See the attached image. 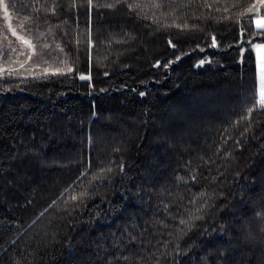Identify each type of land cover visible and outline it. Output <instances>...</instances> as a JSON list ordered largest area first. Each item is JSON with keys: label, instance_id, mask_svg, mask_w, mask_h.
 I'll return each mask as SVG.
<instances>
[{"label": "trees", "instance_id": "obj_1", "mask_svg": "<svg viewBox=\"0 0 264 264\" xmlns=\"http://www.w3.org/2000/svg\"><path fill=\"white\" fill-rule=\"evenodd\" d=\"M6 2L26 38L63 48L45 59L65 75L0 80V264H264V114L235 124L258 92L242 49L264 42L239 14L264 6L136 0L144 19L95 7L114 0ZM5 24L0 9L15 46Z\"/></svg>", "mask_w": 264, "mask_h": 264}, {"label": "snow or ice", "instance_id": "obj_2", "mask_svg": "<svg viewBox=\"0 0 264 264\" xmlns=\"http://www.w3.org/2000/svg\"><path fill=\"white\" fill-rule=\"evenodd\" d=\"M169 5L171 7H176V0H168ZM191 2V0H190ZM123 3L124 6L129 10L130 14H135L137 17H141L144 19H147V15L142 16V9L149 6L143 2H136V0H133L132 3H129V0H114V3H105V4H100L96 3L95 7L100 8V7H105L109 9H115L117 5ZM258 3L261 6H264V0H258ZM87 4L89 6V9L93 7V0H87ZM75 4H73V7ZM150 6L152 8L160 9L162 7V3L160 0H151ZM205 7H212L211 4H205ZM236 5L234 4L233 7ZM9 3L6 2V0H0V9L3 10V18L6 22L5 24V31L10 32L11 36L16 38L17 43L15 46L13 45V42L8 39L7 35L3 36V40H0V80L4 79H11L13 77L21 78L23 77L25 80L28 79L29 76H31L32 79H38L41 77H48V76H56V75H65V73L60 69L56 68L55 70H51V64H49V60L45 59V56L47 55L50 57L55 63V57L52 56L53 51H55L56 48L59 49L60 52H63V48H60L59 45H56L55 48H53L51 45L48 43H42V44H37L34 43L32 39L26 38L30 32L31 29L30 27L26 28V22L30 23L29 21V16H25L23 19H21L16 27L13 26L11 22V17L9 14ZM12 7H15L13 4ZM256 9V4H252L247 7L246 12H241L239 15L249 16L250 23L254 22L255 27L258 30H264V17H259L255 16L254 20L250 14L254 13V10ZM48 9H46L47 11ZM53 14H55V6H53L50 9ZM219 10V9H217ZM228 9L225 8V11ZM34 11H39V9H34ZM224 19H231V17H225ZM154 23H159L158 20H154ZM237 23L239 21L237 20ZM165 27H172L175 26L178 29L185 30L188 28V25L185 23L184 25L180 24H174V25H164ZM17 27L25 32V34H19L17 31ZM246 30L241 28L240 30V36L243 38L244 32ZM49 32H51V29H49ZM45 33H39L38 36L36 37L37 40L40 39V37L44 36ZM249 36H264V31H257L255 33L249 32ZM211 41H212V46H217L216 45V37L211 36ZM119 42V41H118ZM79 43V41H77ZM89 45L91 46V40L89 37L88 40ZM169 45L172 47H176L175 44L172 43L171 40L168 41ZM241 43H244L243 39H241ZM247 44L249 45L248 49H242L243 50H248L252 51L254 50L257 54V59L259 61V67H260V75H259V88L258 92L255 88L252 90V96L247 99V107L246 109L242 112L241 118L235 122L236 125L245 123V130H247L248 124L251 123V115L253 111H257L261 114H264V42L261 43H253L252 39L247 40ZM35 57V59H34ZM22 58V59H21ZM180 57H177V60H179ZM29 62H31L35 67H40L41 64L45 65L43 72L40 74H34L30 68H26V65H29ZM63 63V62H61ZM205 63L204 60H201L199 65H203ZM156 67H159V63L155 65ZM167 67V65H165ZM24 69V72H21L20 70ZM72 69L69 67L68 72H71ZM27 73V75H25ZM105 75H108V73H105ZM81 80L85 79H91L90 76H83L81 75L79 77ZM103 91V90H102ZM144 93H141L143 95ZM243 134V133H241ZM226 142V141H225ZM239 143V141H237ZM122 165L120 166L122 170ZM112 169L110 167H105L101 169V173L104 172H111ZM101 178L99 175L94 176L93 179H99ZM195 176L192 177L193 180H195ZM86 195V193L82 192L80 196H71L72 200H78L82 196ZM203 195V194H201ZM195 219H202V217H194ZM181 224H187L188 221H185L184 219L180 220Z\"/></svg>", "mask_w": 264, "mask_h": 264}, {"label": "rangeland", "instance_id": "obj_3", "mask_svg": "<svg viewBox=\"0 0 264 264\" xmlns=\"http://www.w3.org/2000/svg\"><path fill=\"white\" fill-rule=\"evenodd\" d=\"M259 16V15H258ZM11 17V16H10ZM259 17H264V16H259ZM256 53V52H255ZM256 63H257V83H258V88H259V75H260V67H259V61L257 59V54H256Z\"/></svg>", "mask_w": 264, "mask_h": 264}]
</instances>
